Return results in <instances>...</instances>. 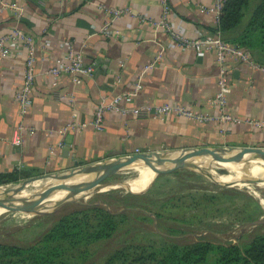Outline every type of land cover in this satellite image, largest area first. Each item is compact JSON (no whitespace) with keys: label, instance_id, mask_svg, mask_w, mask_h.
Listing matches in <instances>:
<instances>
[{"label":"crops","instance_id":"1","mask_svg":"<svg viewBox=\"0 0 264 264\" xmlns=\"http://www.w3.org/2000/svg\"><path fill=\"white\" fill-rule=\"evenodd\" d=\"M168 1L173 20L185 37H217L214 14L201 10V6H214L216 0ZM2 4L18 6L24 15L18 19L12 10H5L0 15V36L18 28L36 43L33 106L25 123L37 131L25 135L21 146L13 145L21 122L16 96L24 82L26 57L0 54V175L16 171L32 176L56 174L72 169L76 162L99 163L137 151L264 148V127L216 120L219 110L211 105L219 89L215 52L200 56L194 50L179 48L165 32L128 17L113 26L119 37L98 34L109 19L100 5L129 8L147 19H158L161 8L157 0H0ZM67 42L83 53L95 72L92 77H83L81 84L66 75L52 86L47 72L57 58H64ZM159 54L162 57L156 66L146 71ZM226 61L231 87L228 112L241 120L264 123V73L232 57ZM137 81L142 89L130 107L180 105L213 120L111 112L105 115L103 131H98L92 123L101 101L132 91ZM72 121L85 126L62 136L60 131ZM61 142L63 148L58 146Z\"/></svg>","mask_w":264,"mask_h":264},{"label":"rangeland","instance_id":"2","mask_svg":"<svg viewBox=\"0 0 264 264\" xmlns=\"http://www.w3.org/2000/svg\"><path fill=\"white\" fill-rule=\"evenodd\" d=\"M202 149L196 148V151ZM207 161L209 164L220 163L216 156L208 158ZM253 163H258L256 165L264 167V163L261 164L252 159L241 165H255ZM222 166L214 168L211 172L228 183L236 182L241 178L242 173L240 174L237 169L226 167L225 165ZM148 168L133 167L126 169L97 182L95 185L97 187H108L119 181L130 182L141 178V182L146 181V183L141 184L142 186L129 184L128 187L111 189L107 192L116 190L117 196L146 194V196L153 198L158 203L159 207L152 209V212H161L168 217L186 216L190 221L186 224L169 223V225H166L167 227L177 226L183 228L182 234L171 235L166 228L162 227L159 230L156 222H144L137 220L135 216L132 217L133 215H131L130 221L121 225L110 239L94 242L88 246L80 245L74 251H70L67 258L71 264H108L109 260L119 251H128L127 247H138L139 245L160 249L173 242L184 246L201 240L214 244H220L221 242L244 244L257 235H264V224L251 227L243 232L241 230L242 227L251 222L264 221V178H261L260 175L246 176L247 179L240 185L234 188H224L189 167L172 168L158 176L151 183L153 178L150 179L151 177H148L144 171ZM152 172H155V170H152ZM38 177L40 176H22L19 181L0 185V188L25 194L22 196L26 199L39 196L55 180L51 176L37 179ZM257 178H260V181L259 179L254 181ZM67 182H71V180L69 179L58 186L64 187L68 185V188L62 192L67 191L74 183L66 184ZM139 187L147 188L134 192ZM56 189L49 196L58 190ZM90 190H93V188L81 192L79 197L75 198V201L83 204L100 203L101 205L103 201H106L109 202V208L106 207L111 213L122 211L121 207L113 204L114 202L111 199L101 198L100 194L103 193L90 194ZM168 199L172 204L163 207V203ZM176 199L178 200L177 202ZM53 203L46 202L49 205ZM111 204L113 205L110 206ZM82 206L85 205L70 203L58 212L47 215L23 209L10 210L3 208L0 210V244L24 248L32 246L64 217L76 215V213L80 212ZM42 207L43 209L53 208ZM134 257L135 254L128 255L129 260ZM116 264L123 263L118 262Z\"/></svg>","mask_w":264,"mask_h":264},{"label":"trees","instance_id":"3","mask_svg":"<svg viewBox=\"0 0 264 264\" xmlns=\"http://www.w3.org/2000/svg\"><path fill=\"white\" fill-rule=\"evenodd\" d=\"M214 33L225 42L246 49L256 62L264 65V0H227ZM22 176L32 175L20 171L2 174L0 185L17 182ZM146 188L139 187L134 192ZM100 195L111 199L122 211L111 213L106 201L102 205L82 206L80 212L64 217L32 246L0 244V264H71L67 258L70 251L80 245L88 246L110 239L121 225L130 221L131 215L144 222H156L159 230L166 228L176 236L182 234L183 228L166 225L190 222L186 216L168 217L161 212H152L159 206L146 194L117 196L114 190ZM168 201L163 203V207L172 204ZM127 250L132 251H119L108 264H264V235H257L244 244H214L201 240L184 246L173 242L160 249L139 245L127 247ZM129 254H135V257L129 260Z\"/></svg>","mask_w":264,"mask_h":264},{"label":"built area","instance_id":"4","mask_svg":"<svg viewBox=\"0 0 264 264\" xmlns=\"http://www.w3.org/2000/svg\"><path fill=\"white\" fill-rule=\"evenodd\" d=\"M160 8L161 15L158 19H147L141 14L135 13L129 8L117 9L108 8L105 5H100V9L105 11L109 19L103 24L98 31V34L106 38H117L119 32L113 29L114 24L123 17H128L131 21L148 22L156 30H161L169 36L174 45L183 49L194 50L200 56L207 53H216V60L220 67L219 75V89L216 96L211 101V105L218 108L219 116L216 118L222 124L226 123H246L256 127H264V123L241 120L233 117L228 112L229 95L231 87L229 82V71L227 70L226 60L227 57H232L237 61L246 63L254 69L260 70L264 73V65L256 62L249 51L236 45L225 42L220 37H205L191 39L185 37L182 30L177 26L173 20V10L168 0H157ZM227 0H216L215 5L212 7L201 6L202 12L214 14L217 26L220 22V17ZM7 9L15 13L16 18L21 19L24 15V10L15 5L2 4L0 6V15ZM45 30L44 33H47ZM0 54L2 57L9 55H24L26 57L24 82L17 93L16 99L19 104V116L21 122L17 126L14 136L13 145L21 146L22 140L25 135H33L37 129L34 126L27 125L25 120L30 109L33 106L32 90L36 77V43L34 38L21 29H14L0 36ZM161 54L155 59L153 63L146 67V71L154 68L161 59ZM95 72V67L92 64H87L82 52H77L72 42H67L66 54L64 58H57L53 67L49 69L47 74L52 77V86H57L58 80L66 75L74 76L76 84H81L83 77H92ZM142 89V84L137 81L133 85V89L127 93H120L113 98L104 99L98 105L95 112L93 126L98 131L104 129V119L107 113H118L123 116L134 115L136 117H154L163 118L169 114H177L182 117L194 118L200 122H207L213 120L203 115L196 114L184 106L180 105H155L145 106L142 108L130 107L134 98ZM72 102L73 100L70 99ZM85 125L78 124L75 121L68 123L62 128L60 134L66 136L68 132L84 127ZM60 148L64 147V142L58 144ZM136 154H141L137 151Z\"/></svg>","mask_w":264,"mask_h":264},{"label":"water","instance_id":"5","mask_svg":"<svg viewBox=\"0 0 264 264\" xmlns=\"http://www.w3.org/2000/svg\"><path fill=\"white\" fill-rule=\"evenodd\" d=\"M70 151V145L67 148V153ZM216 153H225L227 157L225 160L220 162L219 164H209L204 159L205 157L214 155ZM248 157H256L259 158L261 161L264 162V148H252V147H245V148H230V149H216L210 150L209 148H203L200 151L194 150H182V151H167V152H150V153H141V154H134L132 156H125L119 158H113L109 160H105L99 163L93 164H83L76 162L75 166L65 172L56 173V174H46L43 176L38 177L37 179L45 178V177H52L55 182H53L50 186H48L45 191L37 196V198L31 202L30 200L33 198L26 199L17 191L7 190L0 188V198L6 197L11 202L19 205L18 208H12L10 210H28L33 211L39 214H53L58 212L62 209L65 205L70 203H79L81 205H89L83 204L78 201H75V198L79 197L81 192L84 190L93 188L90 190V194H98V193H107V191L111 189H118V185L120 186H129V181H119L116 184H112L108 187H97L95 184L99 181H102L110 176L133 167H151L155 170V176L151 183H153L158 176L165 173L166 171L172 168H181V167H189L209 180L215 182L216 184L224 187V188H234L240 185L244 180H246V176L249 175V168L250 166L245 165V169L241 178L236 182L232 183H225L217 179L216 175L213 174L211 171L216 167H223L224 164H239L243 163L246 158ZM92 175L93 178L78 184L74 187L71 196L67 199H64L60 203H58L52 209H43L40 205L41 202L46 199L49 194L56 189L60 184L63 182L74 178L77 175ZM260 181V178L255 179L254 181ZM105 188H108L105 190ZM93 205V204H90ZM264 224L263 220L251 222L246 224L242 227V232L246 229H249L254 226Z\"/></svg>","mask_w":264,"mask_h":264},{"label":"bare ground","instance_id":"6","mask_svg":"<svg viewBox=\"0 0 264 264\" xmlns=\"http://www.w3.org/2000/svg\"><path fill=\"white\" fill-rule=\"evenodd\" d=\"M212 156H216L220 162H222L223 160H225V158L227 157V155L225 153H216L214 155H211V156H208V157H205V161L208 163V158H211ZM250 159L254 160V161H258L260 162L261 164L264 163L263 161H261L259 158H256V157H248L246 158L244 161H242L243 163H239V164H224L226 167H230V168H233V169H237V171L239 172L240 171V174L242 173L243 174V170H246L244 169L245 165H248V164H245V165H241V164H244L245 162H248ZM255 165H248L250 166L249 168V175H260L261 178H264V167L261 166V165H256L258 163H253ZM145 168V167H143ZM142 169V168H141ZM152 170L154 171L153 168L149 167L148 169L144 170L145 173L147 174L148 177H151L150 179L154 178V175H155V172H152ZM238 174V175H240ZM145 175V174H144ZM217 179H219L220 181L222 182H225V183H228L226 182L223 178L219 177V176H216ZM93 176L92 175H83V174H80V175H77L75 176L74 178L70 179L71 182H67L66 184H70L72 182H74L71 187H69V189L65 192H62L64 191L65 189L68 188V185H65L64 187H58L54 192L53 194H51L49 197H47L46 199H44L42 202H41V206H48V207H55L58 203H60L61 201H63L64 199H67L69 196H71L72 194V191L74 189L75 186H77L78 184H81L83 182H86L90 179H92ZM149 179V180H150ZM141 178L137 179V180H133V181H130L129 184H132V185H136V184H143L144 182H141ZM142 186V185H141ZM123 186H120L118 185V188H121ZM108 189V188H105V190ZM21 195H25V194H21ZM37 198V196H33V198L30 200L31 202H33L35 199ZM46 202H54L52 205H49V204H46ZM0 206H4V207H1V209L3 208H7V209H12V208H18L19 205L11 202L9 199H7L6 197H1L0 198ZM1 214V213H0Z\"/></svg>","mask_w":264,"mask_h":264}]
</instances>
